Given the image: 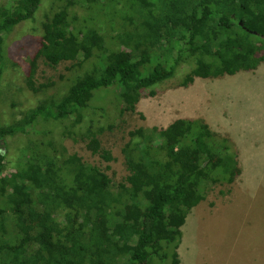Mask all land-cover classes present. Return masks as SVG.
Segmentation results:
<instances>
[{"label":"trees","instance_id":"trees-1","mask_svg":"<svg viewBox=\"0 0 264 264\" xmlns=\"http://www.w3.org/2000/svg\"><path fill=\"white\" fill-rule=\"evenodd\" d=\"M45 1L0 5V80L6 37L33 20ZM62 1L55 6L51 0L53 8L44 13L25 78L43 98L19 120L3 123L0 117V264H179L181 228L191 208L212 183L228 182L238 170L227 137L201 119L176 120L168 134L140 129L122 146L128 174L115 182L57 147L53 136L30 132L37 121L51 119L62 125L64 138L81 140L92 154L112 160L100 138L106 128L97 115L105 108L92 104L95 91L114 86L122 115L134 113L141 98L155 96L182 64L192 65L183 87L195 76L256 70L264 63V0H103L111 19L100 26L71 16L82 0ZM94 13L92 21L104 15ZM40 59L51 67L67 61L89 67L61 97L35 83ZM19 133L30 134L29 145L6 173L5 146Z\"/></svg>","mask_w":264,"mask_h":264},{"label":"rangeland","instance_id":"rangeland-1","mask_svg":"<svg viewBox=\"0 0 264 264\" xmlns=\"http://www.w3.org/2000/svg\"><path fill=\"white\" fill-rule=\"evenodd\" d=\"M6 1L0 0V5ZM54 1L55 6L65 2ZM103 2L82 0L71 9V16L82 25L83 22L98 26L109 24L111 17H105L109 11ZM51 8V0L45 1L33 20L18 24L5 39L6 69L0 80L3 123L21 119L25 111L43 98V93L27 88L25 78L29 58L34 55L41 34L44 13ZM99 9L104 15L92 21L90 17ZM88 67L85 61H67L51 67L40 59L34 81L37 85L44 84L48 94L62 97ZM191 69L189 64L179 66L172 78L156 87L155 96L141 98L134 113L120 114V98L114 86L95 91L96 99L92 104L105 108L103 116L97 115V120L106 128L100 138L102 145L111 151L113 159L110 161L92 154L83 141L64 138L62 125L51 119L37 121L30 134L36 138L45 133L47 137L53 136L57 147L76 153L118 182L128 174L122 146L138 130L155 127L168 134L176 120H203L212 131L232 142L237 151L238 170L228 182L212 183L204 199L191 208L181 228L183 235L177 249L179 264H264V63L254 71L233 75L195 76L193 83L180 86L181 79ZM81 127L83 123L75 130ZM29 135L19 133L8 138L6 173L18 165L29 145Z\"/></svg>","mask_w":264,"mask_h":264}]
</instances>
